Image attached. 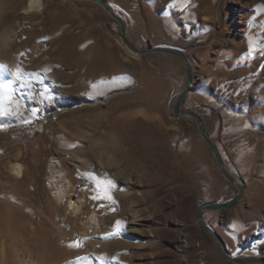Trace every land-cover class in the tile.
Listing matches in <instances>:
<instances>
[{
    "label": "rangeland",
    "instance_id": "rangeland-1",
    "mask_svg": "<svg viewBox=\"0 0 264 264\" xmlns=\"http://www.w3.org/2000/svg\"><path fill=\"white\" fill-rule=\"evenodd\" d=\"M39 1L32 9L31 0H0V64L8 69H0V83L17 68L45 80L33 87V101L21 100L25 116L39 109L33 123L0 116V264H77V257L229 264L196 215L202 204L231 201L238 188L196 121L176 117L173 102L157 99L160 91L144 90L157 79L173 83L177 71L183 88L184 62L130 50L119 24L95 2ZM106 1L134 47L187 53L192 85L210 92L194 113L244 186L236 206L205 211L203 220L230 257L264 259V0ZM127 63H135L136 91H123ZM55 160L74 187L62 202L46 181ZM96 180L115 185L103 208L89 198ZM116 221L125 225L122 235L102 239ZM76 240L81 246L70 247Z\"/></svg>",
    "mask_w": 264,
    "mask_h": 264
},
{
    "label": "water",
    "instance_id": "water-1",
    "mask_svg": "<svg viewBox=\"0 0 264 264\" xmlns=\"http://www.w3.org/2000/svg\"><path fill=\"white\" fill-rule=\"evenodd\" d=\"M90 1L101 5L104 8V10L119 24L121 39L127 45V47L130 50H132L133 52H135L137 54H144V53L169 54V55H173V56L180 58L184 62L185 67H186V84H185V87L183 88V90L181 91V93L179 94V96L177 97V100H176V103L174 106V115L176 117H180V116L190 117L196 121L199 133L203 137V139L205 140V142L208 145V147L210 148L211 152L213 153L214 158L216 160V163H217L220 171L222 172V174L225 176V178L227 179V181L231 185L238 188V194L236 195V197L227 203H205V204H202L197 211L196 218H197L198 222L200 223L202 230L206 234H208L209 236H211L215 239L218 251L227 263H229V264H248V263L264 264V259H259V258H232V257H230L226 253V251L223 247V242H222L221 238L214 231H212L206 225V223L203 220V213L205 211L226 210V209H229V208L236 206L243 196L244 186L242 184H240L236 178L232 177L227 172V170L225 169V165H224L223 159L219 153L218 148L213 143V141L208 137V135L205 131L203 120L194 112L187 111V110H184L182 108L184 99H185L186 95L188 94V92L191 89V86L193 84V68H192V64H191V61H190L187 53L184 51L178 50V49H174V48H162V47H151V46L142 47V48L134 47L128 41V39L126 37V33H127L126 23L124 22V20L121 17H119L118 15H116L114 13L113 9L107 3V1L106 0H90Z\"/></svg>",
    "mask_w": 264,
    "mask_h": 264
},
{
    "label": "snow or ice",
    "instance_id": "snow-or-ice-1",
    "mask_svg": "<svg viewBox=\"0 0 264 264\" xmlns=\"http://www.w3.org/2000/svg\"><path fill=\"white\" fill-rule=\"evenodd\" d=\"M0 69L8 70L7 66L4 64H0ZM11 75V80L0 83V116H12L15 118H20L22 119L23 123L31 124L33 123V117L38 118L39 109L33 108L30 110L29 115L25 116L24 112L28 111V108L26 104L21 103V100L24 97H27L29 102L33 101L35 98L33 87L37 85L44 86V77L39 76L38 73H29L22 71L20 68H17L15 72L11 73ZM17 87L21 90L19 93H17L16 91ZM46 92V87L40 88L39 95L41 96V98H48ZM89 178L94 179V177ZM113 187H115V185L111 180H96L94 188L91 189L93 194L89 198L96 202L100 208H103L105 206V201L112 200V197L109 193L110 189ZM124 228L125 225L123 224V222L116 221L114 232L106 234L104 237H102V239L121 236ZM69 246L79 248L81 244L79 240H76ZM77 264H91V260L89 257H77Z\"/></svg>",
    "mask_w": 264,
    "mask_h": 264
},
{
    "label": "crops",
    "instance_id": "crops-1",
    "mask_svg": "<svg viewBox=\"0 0 264 264\" xmlns=\"http://www.w3.org/2000/svg\"><path fill=\"white\" fill-rule=\"evenodd\" d=\"M148 46L151 47H162V48H172V47H168V46H163V45H151L148 44ZM177 49V48H174ZM180 50V49H178ZM183 51V50H181ZM128 65H126V69H124V85L128 88H124L123 91H136V90H132V88H134L137 84V81L135 80V76H133L132 74L134 73V68H135V63H127ZM132 64V65H131ZM182 78H181V74L179 71H177L175 73V75L173 76V83L169 80L166 79H157L154 80L152 82H149L147 84V86H144V90L145 91H160L159 95H157V99H163L165 101V98H168L169 101L173 102V106L176 103L177 97L179 96V94L181 93V91L183 90V88H181L179 90V83L181 82ZM186 82V81H185ZM131 89H130V88ZM209 91H202V89L200 87H195L194 85L191 86V89L189 90L184 102H186L187 98L189 97V99H191L189 101V103H183V107L184 110L187 111H191V112H195L197 111V108L200 106V104H203L206 100L209 99Z\"/></svg>",
    "mask_w": 264,
    "mask_h": 264
},
{
    "label": "bare ground",
    "instance_id": "bare-ground-1",
    "mask_svg": "<svg viewBox=\"0 0 264 264\" xmlns=\"http://www.w3.org/2000/svg\"><path fill=\"white\" fill-rule=\"evenodd\" d=\"M40 5V1L39 0H31L30 2V5L29 7L30 8H37L38 6ZM28 7V8H29ZM39 9V8H38ZM119 140V139H118ZM17 164V163H16ZM62 165V164H61ZM49 166V177H48V180L46 179V181L49 182V188H51V191L53 192V195H54V198L56 199V201L58 202H62L65 200V197L67 194H69L71 192V187H73L70 183V181L68 180L67 176H66V172L63 168H61V166L56 162L51 161L50 165ZM14 171L17 173V174H20L21 171H22V168L20 165H15L14 166ZM15 174V173H14ZM23 174V173H22ZM21 174V175H22ZM238 181V180H237ZM240 183V181H238ZM73 184V183H72ZM241 184V183H240ZM48 185V184H47ZM74 188V187H73ZM73 194V193H72ZM82 195V194H81ZM83 195H85L83 193ZM67 196H70V195H67ZM73 198V197H72ZM84 198V197H83ZM120 198V197H119ZM54 199V200H55ZM68 200L69 202H71V198L68 197ZM82 201V200H81ZM75 202V201H74ZM79 202V200H78ZM85 202V200L83 201ZM73 203V201H72ZM72 203H70V206H72ZM74 204V203H73ZM78 204V203H77ZM84 204V203H83ZM82 202H81V205H83ZM131 204V203H130ZM60 205V204H59ZM114 205V204H113ZM131 206V205H130ZM76 208L77 207H80V206H75ZM82 207V206H81ZM71 208V207H70ZM74 208V207H73ZM71 210V209H70ZM75 210V209H74ZM78 211V209L76 210ZM99 218H97L96 215H93L91 218H90V224L91 226H95L97 224ZM93 228V227H92ZM89 229V228H88ZM35 264H44V261L42 259H39L37 261V263Z\"/></svg>",
    "mask_w": 264,
    "mask_h": 264
}]
</instances>
